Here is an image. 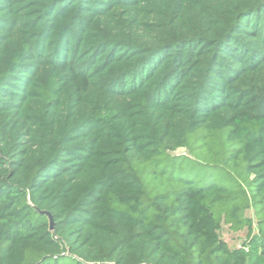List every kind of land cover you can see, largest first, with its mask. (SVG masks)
Returning a JSON list of instances; mask_svg holds the SVG:
<instances>
[{
    "label": "trees",
    "instance_id": "trees-1",
    "mask_svg": "<svg viewBox=\"0 0 264 264\" xmlns=\"http://www.w3.org/2000/svg\"><path fill=\"white\" fill-rule=\"evenodd\" d=\"M0 264H264V0H0Z\"/></svg>",
    "mask_w": 264,
    "mask_h": 264
},
{
    "label": "rangeland",
    "instance_id": "rangeland-1",
    "mask_svg": "<svg viewBox=\"0 0 264 264\" xmlns=\"http://www.w3.org/2000/svg\"><path fill=\"white\" fill-rule=\"evenodd\" d=\"M174 154L180 155V154H189L188 150L186 148H180L177 149ZM253 212V209L250 208L248 211V214H251ZM223 237L229 242L231 246H236L241 243V239L244 237L243 232H234L230 229L229 225L224 224L222 229Z\"/></svg>",
    "mask_w": 264,
    "mask_h": 264
},
{
    "label": "water",
    "instance_id": "water-1",
    "mask_svg": "<svg viewBox=\"0 0 264 264\" xmlns=\"http://www.w3.org/2000/svg\"><path fill=\"white\" fill-rule=\"evenodd\" d=\"M47 213H48V215L50 217V228L53 229L54 228V219H53L52 215L49 212H47Z\"/></svg>",
    "mask_w": 264,
    "mask_h": 264
}]
</instances>
